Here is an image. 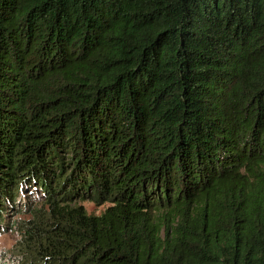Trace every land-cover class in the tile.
<instances>
[{
  "label": "trees",
  "instance_id": "trees-1",
  "mask_svg": "<svg viewBox=\"0 0 264 264\" xmlns=\"http://www.w3.org/2000/svg\"><path fill=\"white\" fill-rule=\"evenodd\" d=\"M6 232L0 264H264V0H0Z\"/></svg>",
  "mask_w": 264,
  "mask_h": 264
},
{
  "label": "rangeland",
  "instance_id": "rangeland-1",
  "mask_svg": "<svg viewBox=\"0 0 264 264\" xmlns=\"http://www.w3.org/2000/svg\"><path fill=\"white\" fill-rule=\"evenodd\" d=\"M83 204L89 212L93 213H100L105 207V205H98L91 200H85ZM16 237L17 235L14 232H6L0 234V254L13 245Z\"/></svg>",
  "mask_w": 264,
  "mask_h": 264
}]
</instances>
